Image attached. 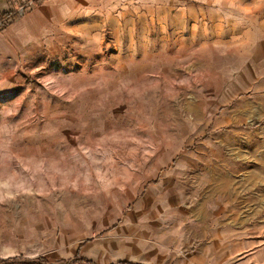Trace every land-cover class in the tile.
<instances>
[{
	"label": "rangeland",
	"instance_id": "obj_1",
	"mask_svg": "<svg viewBox=\"0 0 264 264\" xmlns=\"http://www.w3.org/2000/svg\"><path fill=\"white\" fill-rule=\"evenodd\" d=\"M44 1L0 12V264H264V0Z\"/></svg>",
	"mask_w": 264,
	"mask_h": 264
},
{
	"label": "crops",
	"instance_id": "obj_2",
	"mask_svg": "<svg viewBox=\"0 0 264 264\" xmlns=\"http://www.w3.org/2000/svg\"><path fill=\"white\" fill-rule=\"evenodd\" d=\"M49 0H46V1H44L42 4H45L46 2H48ZM8 2H9V0H0V12L2 13V12H4V11H7V5H8ZM41 4V5H42ZM41 5H39V6H41ZM38 6V7H39ZM36 13H41L42 14V11H39V10H37V11H35ZM21 18H23V17H20V18H16L10 25H25L26 23L24 22V20L23 19H21Z\"/></svg>",
	"mask_w": 264,
	"mask_h": 264
},
{
	"label": "trees",
	"instance_id": "obj_3",
	"mask_svg": "<svg viewBox=\"0 0 264 264\" xmlns=\"http://www.w3.org/2000/svg\"><path fill=\"white\" fill-rule=\"evenodd\" d=\"M5 14H7V13H4V16H6ZM76 259L80 260L81 262H83V263H85V264H96V263H94L93 260H91V259H87V258H83V257H80L79 255L76 256ZM0 262H1V260H0ZM3 262H4V261H3ZM12 262H13V261H12ZM4 263H7V262H4ZM117 264H132V263H130V262H126V261H120V262H118Z\"/></svg>",
	"mask_w": 264,
	"mask_h": 264
}]
</instances>
